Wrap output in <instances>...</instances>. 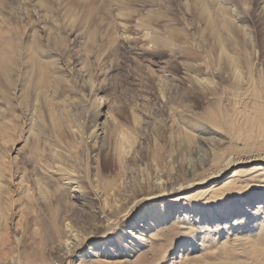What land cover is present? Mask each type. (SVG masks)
Instances as JSON below:
<instances>
[{
	"label": "rangeland",
	"instance_id": "obj_1",
	"mask_svg": "<svg viewBox=\"0 0 264 264\" xmlns=\"http://www.w3.org/2000/svg\"><path fill=\"white\" fill-rule=\"evenodd\" d=\"M259 5L0 0V264H79L92 256L90 244L103 250L138 216L166 214L181 195L179 217L193 228L160 240L142 264H177L182 252L212 264H264V221L247 214L243 231H227L217 212L264 179L256 171L264 168ZM101 98L102 132L90 142ZM126 142L120 166L114 155ZM91 144L103 148L100 168ZM240 160L217 183L170 197L156 186L200 183ZM62 171L75 182L63 186ZM107 223L112 229L102 230ZM64 229L80 246L66 255Z\"/></svg>",
	"mask_w": 264,
	"mask_h": 264
},
{
	"label": "bare ground",
	"instance_id": "obj_2",
	"mask_svg": "<svg viewBox=\"0 0 264 264\" xmlns=\"http://www.w3.org/2000/svg\"><path fill=\"white\" fill-rule=\"evenodd\" d=\"M258 12L261 14L264 12L263 5H259ZM159 42L163 43V40H159ZM262 48L263 49L261 52L262 56L264 57V45L262 46ZM194 82L199 86H206L202 80L195 79ZM104 104L105 102L103 98H101L100 102L98 101V103L94 105V109L89 117L87 129L90 142L94 141L96 136L99 134V131L102 132L101 124L103 122L100 120L103 117L102 106ZM122 137L124 138V135H122ZM125 144L122 143L121 145L117 146V151L114 155L116 157L115 161H117L118 165L120 166L123 164V161L126 159L129 149L131 148V145L129 143H127L126 145ZM102 150V147H96L95 144L90 145L91 153L94 152L92 156L94 157L96 168H100V160H98L97 155L100 154ZM248 160L251 161L252 159ZM257 160L264 161V157ZM239 164H241V160L229 161L224 168L214 173L215 175L204 180L202 179L200 183L183 180L167 186L164 185L161 181H157L156 186L160 187L159 192H161V194H167L170 197L173 194H179L184 189L190 190L197 185H203L211 179H214L213 183H217L218 181L226 178L231 168L236 167V165ZM256 171L261 173L264 171V168L258 167L256 168ZM260 173H258V175ZM59 174H62L60 180L62 181L63 186H69L75 182L73 179H71L70 175L67 176V173L62 171ZM251 187L252 188L250 189L252 191L247 193L241 200H236L230 206H220L217 209L218 221L220 220V222H224V224L222 223V225H227V231L234 229L235 231H243L242 228L247 226L244 218L247 214L248 217H254L253 221H256L258 219H262V221H264V179L255 182L253 185H251ZM81 197L84 196L81 195ZM171 201L169 202V204H165L166 214H163V212L160 211L154 212L150 217L147 216V212L141 214L136 219H134L133 222L128 224L122 234L120 236H117L114 241L109 240L107 242V247L103 250L101 249L102 246L99 244H90L88 253L92 254V256L85 257V254L82 255L79 264H99V258H104L103 260L104 262H106V264H142V258H145V256L149 254L150 250L160 240L171 237L175 232V235L178 234V232H180L179 229H190L194 226L193 223H188V220L185 219V217L180 218L178 214L181 207L184 206L185 202L187 201L186 195L178 196ZM167 223L169 224L167 225ZM222 225L220 223V225L216 226L214 229L218 230L220 229L219 226L222 227ZM112 226L113 225L107 223L102 230L106 231L108 229H112ZM253 230L254 229L252 227L247 231L252 232ZM64 233L65 239L60 243V247L62 248L63 255H66L69 253H73L80 246L77 243L78 241L75 239L74 235L71 234L70 230L64 229ZM246 233L247 232L242 235L240 234V236L244 237ZM91 238V235L86 236L83 243L89 242ZM184 241L182 242L184 243ZM251 251L254 253H258L259 251H261V248L253 245ZM101 253H107L106 256L108 258L106 256H102ZM203 258L204 257L199 253H192L189 255L185 252H182L178 255L176 260L178 259L177 264H212L211 262ZM138 259H140L141 262H138Z\"/></svg>",
	"mask_w": 264,
	"mask_h": 264
}]
</instances>
